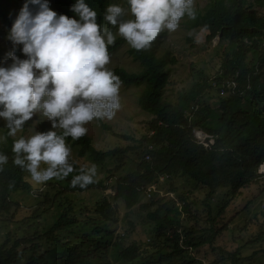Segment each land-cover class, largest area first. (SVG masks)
Segmentation results:
<instances>
[{
    "label": "trees",
    "instance_id": "trees-1",
    "mask_svg": "<svg viewBox=\"0 0 264 264\" xmlns=\"http://www.w3.org/2000/svg\"><path fill=\"white\" fill-rule=\"evenodd\" d=\"M129 9L127 0H123ZM25 0H0V23L10 31L11 26L19 14ZM75 0H48L49 7L58 15L79 19L71 11ZM97 13L98 24H107L103 16L108 5H117V0H85ZM256 5L264 6V0H211L203 11H196L192 23L208 31L207 38L227 41L224 58L220 70L215 74L217 82L225 78H234L236 89L227 96L220 95L211 83L202 81L195 83L187 93H181L177 101L170 102L163 98V91L168 84L167 63H173L174 58L168 55L157 56L151 46L148 50L137 51L128 49L134 61L141 69L131 72L123 67H114L113 72L123 84L143 86L138 103L140 109L149 118L145 121V132L138 138L124 136L134 144L125 148L115 147L100 150L93 146L91 138L86 134L79 140L66 141L78 146L77 155L88 157L99 162L105 157L123 154L126 150H133L139 159L134 170L116 178L114 183L115 196L123 200L126 208H131L139 200L140 192L137 187L152 182L158 175H168L170 190L176 191L173 180L178 176H187L195 183L206 187L205 200L210 199L217 188L225 186L231 196L240 194L241 189L253 182H258L257 166L264 161V16L256 11ZM33 12L36 6L30 5ZM129 12L123 19H131ZM126 42L119 35L114 45L109 46L108 52L114 50L121 43ZM215 89L219 104L211 108L202 97L205 90ZM197 102L198 110L191 119L185 115L189 106ZM210 122L214 124L211 126ZM192 126L204 128L215 136V142L210 148H205L195 142L191 132ZM7 129L4 134L6 141L0 143V154L8 156V163L0 171V215L9 212L15 203L10 199V193L17 190L28 191L31 182L26 171L12 163V145L16 137H8ZM48 131L43 129L41 132ZM60 134L61 130H55ZM152 144L153 148L149 149ZM149 153V158L145 154ZM75 171L63 179L61 190L81 192L92 187L103 186L101 181L89 184L86 188L71 187L72 178L78 174L81 167L70 160ZM12 185V187H9ZM56 194L59 192L55 191ZM153 198V197H152ZM141 203V208L151 207L153 199ZM181 212L188 211L187 202L183 195L179 196ZM163 204L148 211L147 219L153 222L154 238L150 243V250L140 247L141 242L124 245L122 236H117L112 245L122 260L133 262L139 257L146 258L152 264H163L175 257H183L188 249L196 248L203 243L211 245L221 229L227 226L224 222L220 227L215 215L208 213L209 231L205 236L193 237L192 231H185L178 219L169 215H160ZM224 208V207H223ZM102 220L110 218L111 211L96 204ZM40 216V213H35ZM264 215V213H263ZM1 217V216H0ZM78 222L71 208L67 207L55 219L53 224L42 233L34 231L32 236L16 238L7 245V238L0 245V264H89L97 256L101 246L108 247L112 241L111 232L106 227H95L90 232L82 234L79 245L71 244L61 239L60 234L69 231ZM93 222L89 217L85 224ZM264 236V220L258 224V233L251 241H259ZM47 246L40 250V242ZM220 255L213 264H238L239 251L221 249ZM145 253V255H143ZM202 264L200 261L189 260L183 264Z\"/></svg>",
    "mask_w": 264,
    "mask_h": 264
},
{
    "label": "rangeland",
    "instance_id": "rangeland-1",
    "mask_svg": "<svg viewBox=\"0 0 264 264\" xmlns=\"http://www.w3.org/2000/svg\"><path fill=\"white\" fill-rule=\"evenodd\" d=\"M211 0H195L196 11H203ZM117 5L126 9L123 0H117ZM259 15L264 16V6H255ZM102 27L110 28L114 33L118 30L108 24H100ZM9 30L0 23V67H9L12 60L9 53L23 60L27 57L22 52V45H13L7 38ZM208 31L195 26L192 19L185 16L179 28L175 32H162L152 46L157 56L168 55L174 58L173 63H167L165 70L168 72V84L163 91V98L175 102L181 93H187L195 83L205 81L214 82L215 74L220 70L224 49L227 41L214 38H207ZM118 36V35H117ZM130 46L127 42L121 43L114 50L109 52L111 62L107 67L113 70L114 67H123L131 72H138L140 64L134 61L128 53ZM143 86L134 84L125 85L120 88L121 109L112 120H93L85 125L88 129L87 135L91 138L94 147L100 150L113 149L115 147L125 148L134 144L124 136H131L135 139L145 132V121L149 118L140 109L138 99ZM215 88V87H214ZM227 96L228 93H220ZM215 89L205 90L202 97L211 108L219 104ZM231 93V92H230ZM5 120L0 118V137H5ZM211 126H214L210 122ZM43 129L51 130V124L40 113L24 125V130L17 133L20 136H31L34 131L41 132ZM203 131L208 133L204 128ZM58 130V129H55ZM209 134V133H208ZM211 135V134H209ZM214 136V135H212ZM215 137V136H214ZM3 141H0V143ZM71 148L69 160L80 166H97L95 179L104 185L92 187L81 192H69L61 190L64 187L63 180L52 179L42 185H37L30 179L31 188L28 191L17 190L10 193V199L15 204L11 206L8 213L0 215V245L9 238L7 245H10L16 238L32 236L34 231L42 233L46 231L62 212L70 207L71 214L75 215L78 222L69 231L60 234L61 239L68 240L71 244L79 245L82 241V234L90 232L97 223L100 227H106L111 232L112 241L108 247L101 246L97 256L90 260L89 264H152L146 258L139 257L133 262H126L121 259L112 243L117 236H122L124 245L132 242H141L140 247L150 250V242L155 236L153 222L147 219L148 211L154 210L157 205L163 204L160 215H171L178 219L185 231H192L189 235L193 237L205 236L209 231L208 213L215 215L218 226L226 222L227 226L221 229L214 237L211 245H202L188 249L183 257H175L173 260L163 264H183L194 258L202 264H213L222 255L221 249L232 251L237 248L239 251L238 264H264V236L261 240L251 241L258 233V224L264 220V174L257 171L258 182H253L241 189L240 194L231 196L230 190L221 186L217 188L210 199L205 200L206 187L195 183L189 177L183 175L173 180L176 191L170 190L168 180L161 181L154 179L155 191L151 197L139 194L138 202L131 208H126L123 200L115 196L114 183L116 178L131 172L139 157L133 150H126L121 155L105 157L99 162L77 155L78 146L66 141ZM41 167H45L42 165ZM56 190L57 192L56 194ZM183 195L187 202L188 211L181 212L179 196ZM153 197V198H152ZM153 199L155 203L151 207L141 208L139 204L149 202ZM104 206L111 211L110 218L102 220L99 212L96 211V204ZM224 207V208H223ZM40 213V216L35 215ZM91 217L93 222L88 225L84 220ZM42 250L47 244L40 242ZM145 255V253H143ZM19 264H24V260ZM196 264V263H193Z\"/></svg>",
    "mask_w": 264,
    "mask_h": 264
},
{
    "label": "clouds",
    "instance_id": "clouds-1",
    "mask_svg": "<svg viewBox=\"0 0 264 264\" xmlns=\"http://www.w3.org/2000/svg\"><path fill=\"white\" fill-rule=\"evenodd\" d=\"M127 4L131 19H123L126 9L119 5L105 10L103 19L116 33L98 24L96 11L85 0H75L71 7L79 19L58 15L48 0H25L14 20L7 38L23 46L27 59L17 58L13 50L12 64L0 67V118L6 122L8 137L22 132L36 113L50 122L51 130L20 136L12 145V163L29 173L35 184L63 180L73 173L67 138L79 140L87 134L85 125L94 119L110 121L121 109L122 81L107 67L108 48L117 35L137 51L148 50L162 32H175L185 16L196 17L195 0H127ZM30 5L36 6L34 12ZM7 163L8 156L0 154V171ZM96 175L95 164L81 166L70 186L86 188Z\"/></svg>",
    "mask_w": 264,
    "mask_h": 264
},
{
    "label": "built area",
    "instance_id": "built-area-1",
    "mask_svg": "<svg viewBox=\"0 0 264 264\" xmlns=\"http://www.w3.org/2000/svg\"><path fill=\"white\" fill-rule=\"evenodd\" d=\"M212 86L215 88H218L220 93H222V94L230 93V92L232 93L236 89V81L234 78H225L220 82H217L216 80H214ZM197 110H198V104H197V102H194L189 106V109L186 110L185 115L190 120L193 113H195ZM191 132L193 134L195 142L199 145L204 146L205 148H210V146L213 145L215 142V137L212 135H209L208 133L203 131V129L201 127L192 126ZM152 148H153V145L150 144L149 149H152ZM145 158L146 159L149 158V153L145 154ZM257 172L259 174L260 173L264 174V161H262L258 164ZM167 177H168V175L162 174V175H158L156 177V179L161 180V181H165L167 179ZM154 185H155V182L152 181L146 185L138 186L137 190L140 193H143L146 197H151L152 193L155 191Z\"/></svg>",
    "mask_w": 264,
    "mask_h": 264
}]
</instances>
